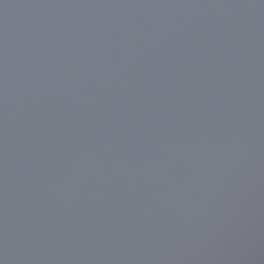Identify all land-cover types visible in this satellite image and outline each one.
Returning <instances> with one entry per match:
<instances>
[{
    "label": "water",
    "instance_id": "water-1",
    "mask_svg": "<svg viewBox=\"0 0 264 264\" xmlns=\"http://www.w3.org/2000/svg\"><path fill=\"white\" fill-rule=\"evenodd\" d=\"M0 264H264V0H0Z\"/></svg>",
    "mask_w": 264,
    "mask_h": 264
}]
</instances>
